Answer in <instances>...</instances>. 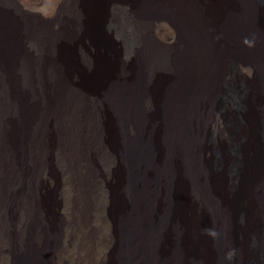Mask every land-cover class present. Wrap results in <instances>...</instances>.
Returning <instances> with one entry per match:
<instances>
[{
    "label": "bare ground",
    "instance_id": "obj_1",
    "mask_svg": "<svg viewBox=\"0 0 264 264\" xmlns=\"http://www.w3.org/2000/svg\"><path fill=\"white\" fill-rule=\"evenodd\" d=\"M262 241L264 0H0V264H250Z\"/></svg>",
    "mask_w": 264,
    "mask_h": 264
},
{
    "label": "rangeland",
    "instance_id": "obj_2",
    "mask_svg": "<svg viewBox=\"0 0 264 264\" xmlns=\"http://www.w3.org/2000/svg\"><path fill=\"white\" fill-rule=\"evenodd\" d=\"M153 22H165V20L163 19H155ZM239 72L240 70L238 68V59L234 58L231 63H230V77L231 79L235 76V74ZM229 79V76H228ZM228 87V94L227 96H223L219 99V101L216 104V112L218 113V115H220V117L222 119H224V122L226 124V127L228 129L229 135L233 136L238 132V129L240 127L241 124V117L238 116V118H235L234 120H231L229 117V111L228 109H230L231 107H233V109L235 110H239L240 107L242 106V103L238 101V103L233 104L229 102V96L233 94L234 89L230 86L227 85ZM234 141L231 143L233 144ZM234 146H231L230 149L233 150ZM262 249L264 248V243L262 241L261 244ZM259 260H263V261H256V262H252L250 264H263L264 263V259L261 258Z\"/></svg>",
    "mask_w": 264,
    "mask_h": 264
}]
</instances>
